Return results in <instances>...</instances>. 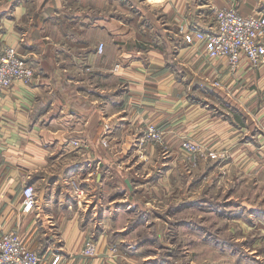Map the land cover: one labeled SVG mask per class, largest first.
I'll list each match as a JSON object with an SVG mask.
<instances>
[{"label":"crops","instance_id":"0c3cea01","mask_svg":"<svg viewBox=\"0 0 264 264\" xmlns=\"http://www.w3.org/2000/svg\"><path fill=\"white\" fill-rule=\"evenodd\" d=\"M231 4L243 14L264 11V0H0V53L16 46L34 70L0 93V235L18 233L43 262L58 255L55 264H139L116 234L126 178L137 184V172L154 163L149 178L165 166L155 184L177 174L185 138L234 160L264 158V108L240 101V79L250 72L231 71L182 34L210 29L213 8ZM221 97L233 103L230 114L215 103ZM149 124L164 131L176 158L155 147H146L148 159L137 155ZM242 131L250 133L244 142ZM25 185L35 190L31 212L22 210ZM88 239L97 242L95 256L82 253ZM114 240L117 258L108 252Z\"/></svg>","mask_w":264,"mask_h":264},{"label":"rangeland","instance_id":"374dc122","mask_svg":"<svg viewBox=\"0 0 264 264\" xmlns=\"http://www.w3.org/2000/svg\"><path fill=\"white\" fill-rule=\"evenodd\" d=\"M260 66L263 67L264 62L256 65L243 62L239 67L250 72L240 79V101L246 110L255 104L253 112L257 108H264V68L260 76L257 71ZM215 80L219 81V85L214 83ZM206 81L209 86L217 88L226 83L220 86L219 79ZM223 98L217 99L215 103L230 114L232 111L227 104L233 103ZM262 112L264 110L258 111V115L261 116ZM243 123L242 117L244 126ZM246 133L241 132L242 142L246 140ZM257 135L264 148V128L260 124ZM193 141L222 156L205 159L201 154H196L190 159L180 149L181 154L177 158L183 159V166L177 164V174L168 173L162 183L155 184L154 178L165 166L159 167L151 178L147 175L151 173L149 169H154L155 163L146 169L147 172H137V184L134 185L128 178L132 189L126 183L127 187L123 190L126 199H123L122 204L127 205V211L120 220L124 226L116 233L125 236L124 248L134 250L133 256L139 264H264V170L254 174L257 169H264V158L259 155L256 160L250 159L251 163H246L247 159L234 160L225 149L205 148L201 142ZM137 142L136 149L139 150L135 152L144 160L150 156L146 147L157 148L164 159L170 156L176 158L166 144L145 140L139 145ZM247 144L250 148L256 146ZM257 147L260 149V146ZM139 164L142 166L143 162ZM117 188L112 192L118 193ZM114 242L108 244V252L117 258L121 243ZM112 246L117 251H111ZM97 254L98 247L92 256ZM142 257L146 258L145 261H142Z\"/></svg>","mask_w":264,"mask_h":264},{"label":"built area","instance_id":"2783aa9c","mask_svg":"<svg viewBox=\"0 0 264 264\" xmlns=\"http://www.w3.org/2000/svg\"><path fill=\"white\" fill-rule=\"evenodd\" d=\"M215 25L210 30H183V37L187 42L200 40L204 43L209 58H220L231 70H237L243 62L256 65L264 62V11L241 13L235 5L213 8ZM103 43L98 45L101 52ZM34 70L27 60L19 54L17 47L6 45L0 53V93L10 87L16 80L29 82ZM214 83L219 85V81ZM145 140L155 144H166L165 133L154 124L146 127L138 140L141 145ZM101 143L108 146V140L101 138ZM181 152L192 159L201 154L205 159L221 157V153L204 149L197 142L185 138L180 144ZM194 154V155H193ZM35 190L32 185H25L22 189V210L31 212L35 206ZM111 251H117L112 246ZM97 245L93 239H88L82 253L85 256L96 254ZM59 256L50 262H43L35 250L30 248L23 238L14 232H4L0 235V264H55Z\"/></svg>","mask_w":264,"mask_h":264},{"label":"water","instance_id":"95a60500","mask_svg":"<svg viewBox=\"0 0 264 264\" xmlns=\"http://www.w3.org/2000/svg\"><path fill=\"white\" fill-rule=\"evenodd\" d=\"M126 183H127V185H128V187L130 188V190L132 189V186H131V183H130V181H129V179L128 178H126Z\"/></svg>","mask_w":264,"mask_h":264}]
</instances>
